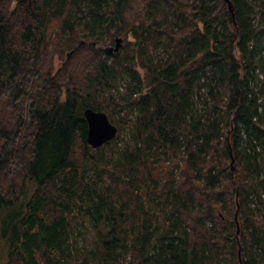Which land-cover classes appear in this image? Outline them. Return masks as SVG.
Returning a JSON list of instances; mask_svg holds the SVG:
<instances>
[{
  "label": "trees",
  "instance_id": "1",
  "mask_svg": "<svg viewBox=\"0 0 264 264\" xmlns=\"http://www.w3.org/2000/svg\"><path fill=\"white\" fill-rule=\"evenodd\" d=\"M229 1L0 0V264H264V0Z\"/></svg>",
  "mask_w": 264,
  "mask_h": 264
},
{
  "label": "water",
  "instance_id": "2",
  "mask_svg": "<svg viewBox=\"0 0 264 264\" xmlns=\"http://www.w3.org/2000/svg\"><path fill=\"white\" fill-rule=\"evenodd\" d=\"M229 11L233 14L232 4L229 0H224ZM122 38L118 35L114 36L113 45H109L103 49L106 55L112 56L117 54L122 47ZM83 116L87 123L86 142L92 148H98L105 142L113 139L117 133V127L110 122L107 114L103 111H97L90 107L83 110ZM232 163V161H231ZM238 206L236 208L234 219L236 220ZM239 228L237 226L236 232Z\"/></svg>",
  "mask_w": 264,
  "mask_h": 264
},
{
  "label": "rangeland",
  "instance_id": "3",
  "mask_svg": "<svg viewBox=\"0 0 264 264\" xmlns=\"http://www.w3.org/2000/svg\"><path fill=\"white\" fill-rule=\"evenodd\" d=\"M263 42H264V37H263ZM109 45H113V43L112 44L111 43H102L101 47H102V49H104L105 47H107ZM258 47H263V49H264V43L258 44ZM59 64H60V60L56 58L53 62L54 67L56 68ZM118 90H119V92H121L122 88H118ZM115 117H116V115H115ZM125 131L126 130H124V132ZM123 139H124V137L123 138L121 137V139L119 138L118 139L119 143L122 144L124 141ZM92 246H93V237H92L91 232L88 230V232H85L80 238H77L76 240L70 241L68 249L71 253H75L76 249H78V248L84 247L85 249H91ZM59 264H69V263L67 262V260L60 258Z\"/></svg>",
  "mask_w": 264,
  "mask_h": 264
},
{
  "label": "built area",
  "instance_id": "4",
  "mask_svg": "<svg viewBox=\"0 0 264 264\" xmlns=\"http://www.w3.org/2000/svg\"><path fill=\"white\" fill-rule=\"evenodd\" d=\"M259 77L262 78L263 77L262 74L259 73Z\"/></svg>",
  "mask_w": 264,
  "mask_h": 264
}]
</instances>
